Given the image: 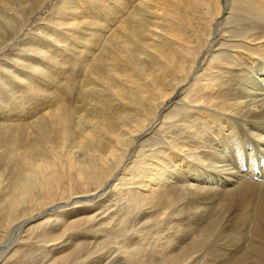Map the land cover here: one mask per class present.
I'll list each match as a JSON object with an SVG mask.
<instances>
[{"label":"bare ground","instance_id":"bare-ground-1","mask_svg":"<svg viewBox=\"0 0 264 264\" xmlns=\"http://www.w3.org/2000/svg\"><path fill=\"white\" fill-rule=\"evenodd\" d=\"M0 68V264H193L243 210L264 264V0H0Z\"/></svg>","mask_w":264,"mask_h":264},{"label":"rangeland","instance_id":"rangeland-1","mask_svg":"<svg viewBox=\"0 0 264 264\" xmlns=\"http://www.w3.org/2000/svg\"><path fill=\"white\" fill-rule=\"evenodd\" d=\"M253 1V0H250ZM54 4V2L52 3ZM41 16V15H40ZM39 16V17H40ZM46 16L42 15V18H44ZM256 24V23H254ZM16 44V43H15ZM1 69V68H0ZM3 73V74H2ZM6 76V71L4 70H0V78L5 77ZM237 212V213H236ZM234 213L235 218L238 215V222L234 219L228 226H226L221 233L219 234V236H217L216 238L219 240L217 241V239L215 238V240H213V246L211 248H208L210 251L213 249L214 251H218V253L220 252V254L218 256H211V257H206L205 260H197L195 262H193V264H197V262L199 264H229V263H233L236 261V255L238 254V252L241 250L240 248L244 247L247 245L246 243V238L244 237H240L239 239H236L235 237H233V232L238 228L239 226V221L240 218L243 217L242 215H246V211L243 210V212H238L236 211ZM231 225V226H230ZM232 235H231V234ZM223 234V235H222ZM222 236V237H221ZM231 237V238H230ZM223 238V239H222ZM234 238V239H233ZM232 239V240H231ZM215 241V242H214ZM217 241V242H216ZM242 241V242H241ZM221 242V243H220ZM237 244V245H236ZM240 244V245H238ZM229 245V247L227 246ZM243 245V246H242ZM225 246V247H224ZM232 247V248H231ZM239 247V248H238ZM216 248V250H215ZM229 248V249H227ZM221 249V250H220ZM243 249V248H242ZM212 250V251H213ZM226 254V255H223ZM229 254V255H228ZM230 256V257H228ZM214 259V260H213ZM228 259V260H227ZM212 261V262H211ZM220 261V262H219ZM215 262V263H214ZM227 262V263H226Z\"/></svg>","mask_w":264,"mask_h":264}]
</instances>
